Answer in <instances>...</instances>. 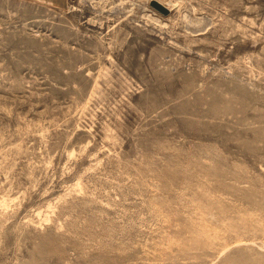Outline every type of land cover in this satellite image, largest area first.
Returning <instances> with one entry per match:
<instances>
[{"label": "rangeland", "instance_id": "rangeland-1", "mask_svg": "<svg viewBox=\"0 0 264 264\" xmlns=\"http://www.w3.org/2000/svg\"><path fill=\"white\" fill-rule=\"evenodd\" d=\"M0 264H264V0H0Z\"/></svg>", "mask_w": 264, "mask_h": 264}, {"label": "water", "instance_id": "water-1", "mask_svg": "<svg viewBox=\"0 0 264 264\" xmlns=\"http://www.w3.org/2000/svg\"><path fill=\"white\" fill-rule=\"evenodd\" d=\"M154 6L161 12L165 13V14H168L169 13V10L163 6L162 4H160L159 2H155L154 3Z\"/></svg>", "mask_w": 264, "mask_h": 264}]
</instances>
